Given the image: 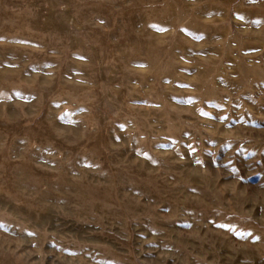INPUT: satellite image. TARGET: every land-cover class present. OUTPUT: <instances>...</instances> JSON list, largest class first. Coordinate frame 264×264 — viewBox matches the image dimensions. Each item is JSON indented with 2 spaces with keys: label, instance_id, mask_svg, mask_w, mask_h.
I'll return each mask as SVG.
<instances>
[{
  "label": "rangeland",
  "instance_id": "rangeland-1",
  "mask_svg": "<svg viewBox=\"0 0 264 264\" xmlns=\"http://www.w3.org/2000/svg\"><path fill=\"white\" fill-rule=\"evenodd\" d=\"M0 264H264V0H0Z\"/></svg>",
  "mask_w": 264,
  "mask_h": 264
}]
</instances>
